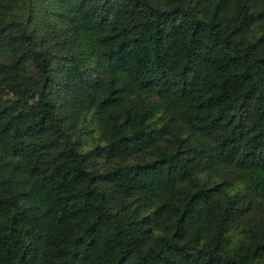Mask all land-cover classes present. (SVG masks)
<instances>
[{"label": "trees", "instance_id": "trees-1", "mask_svg": "<svg viewBox=\"0 0 264 264\" xmlns=\"http://www.w3.org/2000/svg\"><path fill=\"white\" fill-rule=\"evenodd\" d=\"M0 264H264V0H0Z\"/></svg>", "mask_w": 264, "mask_h": 264}, {"label": "rangeland", "instance_id": "rangeland-1", "mask_svg": "<svg viewBox=\"0 0 264 264\" xmlns=\"http://www.w3.org/2000/svg\"><path fill=\"white\" fill-rule=\"evenodd\" d=\"M11 44V36L4 33L0 36V46ZM33 69L30 62H26L24 74H15L12 68L0 64V108H12L17 115V125H30L23 135V139L31 146L49 136L46 123L36 121L40 111L39 94H47L52 86L44 87L40 92H34L31 85Z\"/></svg>", "mask_w": 264, "mask_h": 264}]
</instances>
